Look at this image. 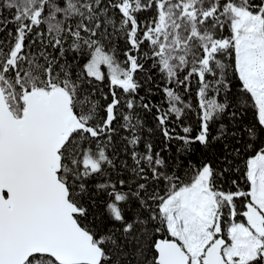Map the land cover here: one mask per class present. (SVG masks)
I'll return each instance as SVG.
<instances>
[{
    "label": "snow or ice",
    "instance_id": "1",
    "mask_svg": "<svg viewBox=\"0 0 264 264\" xmlns=\"http://www.w3.org/2000/svg\"><path fill=\"white\" fill-rule=\"evenodd\" d=\"M5 31L0 264H264V0H0Z\"/></svg>",
    "mask_w": 264,
    "mask_h": 264
},
{
    "label": "trees",
    "instance_id": "2",
    "mask_svg": "<svg viewBox=\"0 0 264 264\" xmlns=\"http://www.w3.org/2000/svg\"><path fill=\"white\" fill-rule=\"evenodd\" d=\"M150 15H151V12L141 13V14H139L138 18L140 20H144L145 17L150 16ZM9 27H12V26L9 25ZM225 34H227V33H225ZM0 39H5V40L9 39L6 31L0 32ZM119 47L121 49H123V47H124L123 41H120ZM121 59H123L122 54H121ZM152 74L157 76V79L159 80V76L155 72V70H153ZM107 84H108V80L106 79L104 81V84L100 86L102 91L98 94V98L100 100L101 105H105L107 103V101H105L103 99L104 95L107 94L109 96V100L111 99V96L108 92V88L106 87ZM234 84L238 85L239 81L234 80ZM233 90L238 92L239 88L236 87ZM194 91H195V84H193V92ZM140 95L141 96L145 95V91L143 89L140 91ZM150 98L153 100L154 103L159 104V103H161L163 97H162V93H160L159 91H156V92L150 94ZM193 102H194V100H193ZM165 107H166V105H165ZM247 118L252 119V112L251 111H249L247 113ZM144 119H145L146 124L149 127H155V122L153 121L151 114L144 116ZM189 123H192L195 126V115L194 114L190 116ZM179 131L180 130L177 129V132H179ZM180 134H182V133H180ZM193 134H195V133H193ZM162 139L163 138L159 134V132H156L154 137H153V142H154V145H155V148L157 151H160L161 148L163 147V144L161 143ZM142 147L143 146H141V148ZM176 147H177L176 144H172L170 147V150L168 152H161V155L165 156L168 161H172V160L176 159L177 158L176 157ZM237 147H240L242 149L241 156L233 155V157H231L234 160V163L232 165H227L229 167V171L225 172L223 178H220L217 182L218 187H220L224 191H235L236 186L231 183V181L233 179H235L237 181V183L240 185V187L242 189H244L245 191L248 190V185L246 184V179L243 176L244 160L249 158L254 153L251 149H244L242 145H237ZM259 147H264V143L260 144L256 148L257 151L259 150ZM223 155L224 154L220 151L219 147L214 146L213 149L208 150V151H203V150L198 151L192 157V160L197 165H199L200 163H203V162L210 163L214 169H217L218 171H222L223 168L226 166L222 160ZM237 168L239 169V171H236ZM178 174L181 176V178L183 179V181L185 183H189L192 179V172H188V174L186 175L184 169H180ZM102 201H103V197L96 198V202L93 204L92 208H90V211H103L104 205H103ZM239 218H241V217H238V219ZM89 219L92 220V219H94V217L90 216Z\"/></svg>",
    "mask_w": 264,
    "mask_h": 264
},
{
    "label": "rangeland",
    "instance_id": "3",
    "mask_svg": "<svg viewBox=\"0 0 264 264\" xmlns=\"http://www.w3.org/2000/svg\"><path fill=\"white\" fill-rule=\"evenodd\" d=\"M104 71L106 72V70H104ZM239 219H241V220H242L243 218L241 217V218H239Z\"/></svg>",
    "mask_w": 264,
    "mask_h": 264
}]
</instances>
